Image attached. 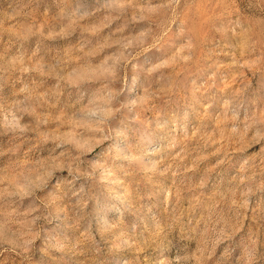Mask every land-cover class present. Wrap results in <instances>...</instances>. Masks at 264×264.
<instances>
[{
  "label": "rangeland",
  "instance_id": "obj_1",
  "mask_svg": "<svg viewBox=\"0 0 264 264\" xmlns=\"http://www.w3.org/2000/svg\"><path fill=\"white\" fill-rule=\"evenodd\" d=\"M0 264H264V0H0Z\"/></svg>",
  "mask_w": 264,
  "mask_h": 264
}]
</instances>
